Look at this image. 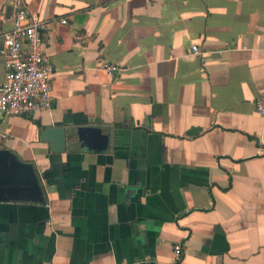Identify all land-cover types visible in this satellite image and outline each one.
Instances as JSON below:
<instances>
[{
    "label": "crops",
    "instance_id": "0c3cea01",
    "mask_svg": "<svg viewBox=\"0 0 264 264\" xmlns=\"http://www.w3.org/2000/svg\"><path fill=\"white\" fill-rule=\"evenodd\" d=\"M24 2L56 76L51 108L0 112V264H172L176 243L179 264H264V0Z\"/></svg>",
    "mask_w": 264,
    "mask_h": 264
},
{
    "label": "built area",
    "instance_id": "2783aa9c",
    "mask_svg": "<svg viewBox=\"0 0 264 264\" xmlns=\"http://www.w3.org/2000/svg\"><path fill=\"white\" fill-rule=\"evenodd\" d=\"M11 12L10 27L0 26V57L5 59V77L0 84V112L5 116H29L53 104L55 70L44 53L43 33L47 21L29 12L24 0H6L0 6V22L6 10ZM61 23L65 24L66 19ZM193 54H199L196 45ZM99 70L113 75L118 67L100 61ZM255 111L264 116V94L255 102ZM7 135L0 130V139ZM183 255L181 244L172 246V264H179ZM122 264H152L150 260H137Z\"/></svg>",
    "mask_w": 264,
    "mask_h": 264
},
{
    "label": "water",
    "instance_id": "95a60500",
    "mask_svg": "<svg viewBox=\"0 0 264 264\" xmlns=\"http://www.w3.org/2000/svg\"><path fill=\"white\" fill-rule=\"evenodd\" d=\"M77 133H72L73 136H76L78 140L81 138L89 140L90 142L94 140L96 144L99 146V149H104L106 148L108 141H109V136L107 130L103 128H98V127H93V126H88V127H83L79 128L76 130ZM51 134H58L57 138H51ZM41 138L44 141H48L51 144V151L52 152H63L65 150V131L61 128H48L45 129L41 132ZM92 139V140H91ZM6 153V152H4ZM3 161V158L0 156V162ZM1 173H4L3 170H0ZM8 174H11V177H15L17 179L18 176H12V172H8ZM13 189L12 191H17L16 188H11ZM5 189L0 188V192Z\"/></svg>",
    "mask_w": 264,
    "mask_h": 264
}]
</instances>
